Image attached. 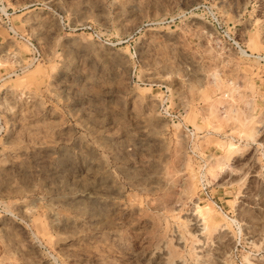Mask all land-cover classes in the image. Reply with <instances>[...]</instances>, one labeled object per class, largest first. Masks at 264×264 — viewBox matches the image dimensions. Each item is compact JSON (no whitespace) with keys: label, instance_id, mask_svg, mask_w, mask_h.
Here are the masks:
<instances>
[{"label":"rangeland","instance_id":"1","mask_svg":"<svg viewBox=\"0 0 264 264\" xmlns=\"http://www.w3.org/2000/svg\"><path fill=\"white\" fill-rule=\"evenodd\" d=\"M0 264H264V0H0Z\"/></svg>","mask_w":264,"mask_h":264},{"label":"built area","instance_id":"2","mask_svg":"<svg viewBox=\"0 0 264 264\" xmlns=\"http://www.w3.org/2000/svg\"><path fill=\"white\" fill-rule=\"evenodd\" d=\"M236 45H237V43L236 42H234ZM170 114V116L173 118V119H180L181 118V115H180V113H169ZM185 128H186V131H187V133L190 135V137H191V140H193L194 138H195V136H196V131H195V129L193 128V127H190L189 125H185Z\"/></svg>","mask_w":264,"mask_h":264}]
</instances>
